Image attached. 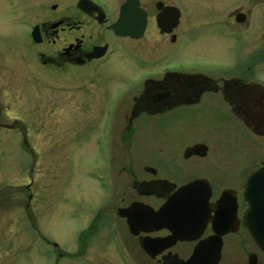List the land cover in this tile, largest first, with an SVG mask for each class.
Instances as JSON below:
<instances>
[{
    "label": "flooded vegetation",
    "instance_id": "obj_1",
    "mask_svg": "<svg viewBox=\"0 0 264 264\" xmlns=\"http://www.w3.org/2000/svg\"><path fill=\"white\" fill-rule=\"evenodd\" d=\"M51 8L58 15L45 21L19 17V27L26 28L18 34V61L29 74L25 79L48 91L78 94L92 84L100 88L93 95L104 103L100 126L72 139L76 146L94 144L104 152V163L95 164V182L111 199L118 196L116 174L125 170L115 164L113 179L105 160L114 143L113 119L123 118L125 143L139 128L152 132L143 151L148 165L129 168L132 179L121 187L122 199H113L106 214H99L101 206L96 209L89 223L75 230L74 243L100 237L113 246L121 264H142L141 259L148 264H264V171L251 178L264 168V15L255 14L264 11V0L232 6L225 24L209 30L212 41L231 54L215 62L160 55L181 47L183 39L182 8L168 0H64L62 9L57 3ZM150 31L169 37L155 62L143 60L132 46ZM54 69L63 77L44 75ZM34 134L35 148L39 133ZM50 136V149L68 140ZM164 141H176L179 148L164 149ZM19 144L29 147L25 135ZM160 150L157 168L153 159L160 158ZM188 184L191 189L183 191ZM127 188L133 191L122 204ZM170 200L174 221H152L151 213ZM112 215L123 221L125 233ZM71 216L81 219L82 211L73 209ZM132 243L139 254L130 250ZM50 244L53 255L56 243ZM67 261L85 264L80 257Z\"/></svg>",
    "mask_w": 264,
    "mask_h": 264
},
{
    "label": "rangeland",
    "instance_id": "obj_2",
    "mask_svg": "<svg viewBox=\"0 0 264 264\" xmlns=\"http://www.w3.org/2000/svg\"><path fill=\"white\" fill-rule=\"evenodd\" d=\"M168 1L182 8L178 29L184 27L180 30L183 39L181 47L171 48L165 54L160 53L161 56L202 62L231 59V54L219 47V42L212 41L209 30L224 25L225 13L233 9L232 6L245 4L248 0ZM56 3L60 10L64 0H0V264H81L67 261L73 256L80 257L85 264H121L113 246L103 243L100 237L95 241L88 240L85 245H77L73 234L89 223L100 206L99 214L103 215L110 210L113 199H122L121 187L132 179L129 168L140 163L148 165L143 151L148 147L152 132L138 129L139 124L135 135L125 143L121 138L123 118L113 119L114 143L107 150L105 160L112 178L117 176L119 188L118 196L111 199V195L105 194L95 182L99 173L95 164L104 163L100 158L105 157L104 152L97 150L94 144L76 146L72 139L78 132L100 126L104 103L101 98L93 96L100 88L92 84L78 94L48 91L49 87L36 86L32 80L25 79L24 75L29 74L18 61V34L26 28L19 27V17L23 22L52 19L51 6ZM255 14L259 17L264 11ZM186 26L197 29V33L186 30ZM147 33L144 39L132 45L133 50L140 52L143 60L155 62L158 49L169 37L154 35L153 31ZM54 70H47L44 75L63 77L62 71ZM112 78L116 81L121 77L113 75ZM45 100L53 101V105L52 102L51 105L43 104L48 102ZM58 100L61 102L55 104ZM39 101L42 102L38 104ZM36 131L39 139L34 148L32 136ZM50 133L52 136L55 133L59 141L67 137L66 145L57 142L54 148L47 147L52 138ZM24 135L29 147L19 144ZM172 142L164 141V149L168 147L173 151L179 148L176 141ZM162 153L160 150V158L153 159L157 168L161 166ZM115 164L125 170L113 177ZM27 185L30 189H26ZM132 191V188L126 189L122 204ZM73 209L82 211L81 219L71 216ZM113 221L125 231L121 219L113 217ZM41 237L56 243L53 255L52 245L46 246ZM133 243L128 245L130 250L139 254ZM140 262L148 264L142 259Z\"/></svg>",
    "mask_w": 264,
    "mask_h": 264
},
{
    "label": "water",
    "instance_id": "obj_3",
    "mask_svg": "<svg viewBox=\"0 0 264 264\" xmlns=\"http://www.w3.org/2000/svg\"><path fill=\"white\" fill-rule=\"evenodd\" d=\"M263 171H264V168L260 169L251 178H254L255 176H260ZM190 189H191V186L189 184L182 188L183 191L190 190ZM171 201L172 200L167 201L156 212H152L151 213V220L154 222H157V223H162V222H168L169 223V222L174 221L172 218V216H175L174 206H173L174 201H173V203H171ZM250 206H251L252 210H254L256 208L253 205H250ZM130 208H132V206ZM260 209L262 211H264V198H263V203L260 206ZM148 213H149V211H148ZM120 214L124 215L121 211H120Z\"/></svg>",
    "mask_w": 264,
    "mask_h": 264
}]
</instances>
